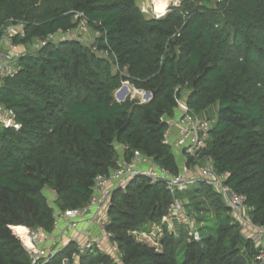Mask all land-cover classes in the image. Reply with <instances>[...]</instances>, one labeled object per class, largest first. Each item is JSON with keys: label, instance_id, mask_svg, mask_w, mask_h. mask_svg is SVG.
<instances>
[{"label": "trees", "instance_id": "1", "mask_svg": "<svg viewBox=\"0 0 264 264\" xmlns=\"http://www.w3.org/2000/svg\"><path fill=\"white\" fill-rule=\"evenodd\" d=\"M136 1L0 0V42L10 20L24 26L14 43L45 40L21 53L15 75L0 82V104L18 125L0 124V264H30L12 227L50 229L54 208L84 206L95 177L135 151L176 174L163 119L174 114L179 90L196 114L216 106L203 154L264 225V0H182L157 18L145 17ZM76 13L95 34L91 44L47 40L75 29ZM125 81L150 99L117 101ZM181 198L196 223L211 221L196 225L198 240L161 222ZM108 217L120 261L95 249L77 264H249L255 253L249 238L243 254L230 208L202 181L173 194L136 178L113 191ZM154 224L158 246L131 234Z\"/></svg>", "mask_w": 264, "mask_h": 264}, {"label": "built area", "instance_id": "2", "mask_svg": "<svg viewBox=\"0 0 264 264\" xmlns=\"http://www.w3.org/2000/svg\"><path fill=\"white\" fill-rule=\"evenodd\" d=\"M75 18L80 19L75 29L83 31L89 29L87 19L82 13H76ZM7 25L12 30L8 35V52L0 54V82L4 78L13 77L17 70V60L21 52L18 50V44L14 43L12 38H23L25 35L23 24L10 20L3 27V38H5L4 28ZM63 34L58 31L54 35H49L47 40H57L58 35ZM34 40H37V48L45 42L40 38ZM175 100L174 114L163 119L166 124L163 142L169 145L172 150H177L182 156L177 173H170L138 151L134 152L129 161L120 160L108 174L95 177L89 201L84 206L64 211L54 208L53 223L50 229L12 227L13 234L20 240L30 256V264H49L51 262L77 264L81 255L91 253L95 249L109 254L119 262L118 245L107 230L108 206L115 189L123 188L130 181L140 177H146L152 183H163L173 194L186 190L197 181L204 182L223 198L225 204L230 208L232 220L238 225L241 234L242 232H251L254 235L256 239L255 253L253 258L248 261L249 264H264V225L252 221L249 208L245 203L246 196L234 191L227 184L228 173L217 172L212 159L203 154L213 120L189 109L186 91L179 90ZM140 103L143 102L140 101ZM0 124L18 127L14 121L13 112L2 104H0ZM187 158L192 159L191 165L187 164ZM186 218L184 203L179 199H174L169 204L161 222L175 232L174 225L186 223ZM156 226L158 231L154 232L153 229ZM189 232L194 239H199L196 229L190 228ZM131 234L138 241L158 246L161 226L154 224L149 231L134 230Z\"/></svg>", "mask_w": 264, "mask_h": 264}, {"label": "rangeland", "instance_id": "3", "mask_svg": "<svg viewBox=\"0 0 264 264\" xmlns=\"http://www.w3.org/2000/svg\"><path fill=\"white\" fill-rule=\"evenodd\" d=\"M182 0H137V5L139 6L140 10L144 13L145 17L150 18V17H162L168 7L170 5H178ZM11 27L10 26H6L4 28V32H5V38L2 39V41L0 42V54H4L7 53L8 51V38H9V32L11 31ZM95 34L93 33L92 30L88 29V30H78V29H73L68 31L67 33H64L63 35H58V39H73V40H79L83 43L86 44H91V42L94 39ZM18 50L19 52L23 53V52H34L35 50H37V40H33L30 43H21L18 44ZM125 86L126 87V92L123 93L122 92V87ZM147 91L145 90H141L138 88H135L133 84L125 81L123 82V84L114 92V98L121 102L126 100L127 98L129 99H136L142 102H146V100L148 101V99L145 98V94ZM122 97V98H121ZM215 112H216V106H210L203 114L204 116L214 120L215 118ZM177 163L180 164L181 163V159L182 156L179 154V152L177 150H173ZM191 186L188 187V189ZM53 199V195L49 194V200L51 201ZM180 201H182L184 203V205L187 204V198H181ZM186 223L181 224H175L174 225V229H175V233L179 234V231L182 229L183 230H187L189 232L190 228L192 229H196V225L197 227H202L204 225H208L211 223V221H209V219L207 218L205 221H197L196 223V219H193V214H191V216L188 215V208H186ZM150 229V228H149ZM154 232L158 231V227H154L153 229ZM13 233V231H12ZM190 234V232H189ZM153 236V235H152ZM252 239L254 242H256V239L254 238V235L251 232H242L241 234V242H240V248L243 252V254L246 256V251H245V243L246 241L249 239ZM135 238V237H134ZM153 242V240H152ZM180 260V258H179Z\"/></svg>", "mask_w": 264, "mask_h": 264}, {"label": "water", "instance_id": "4", "mask_svg": "<svg viewBox=\"0 0 264 264\" xmlns=\"http://www.w3.org/2000/svg\"><path fill=\"white\" fill-rule=\"evenodd\" d=\"M122 92H123V93L126 92V87H125V86L122 87ZM150 97H151V93H150V92H146V94H145V98H146V99H149ZM121 98H122V97H121Z\"/></svg>", "mask_w": 264, "mask_h": 264}, {"label": "crops", "instance_id": "5", "mask_svg": "<svg viewBox=\"0 0 264 264\" xmlns=\"http://www.w3.org/2000/svg\"><path fill=\"white\" fill-rule=\"evenodd\" d=\"M250 238V237H249Z\"/></svg>", "mask_w": 264, "mask_h": 264}]
</instances>
